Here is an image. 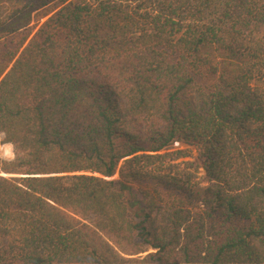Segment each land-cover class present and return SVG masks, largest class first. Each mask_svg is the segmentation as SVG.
<instances>
[{"label": "trees", "instance_id": "1", "mask_svg": "<svg viewBox=\"0 0 264 264\" xmlns=\"http://www.w3.org/2000/svg\"><path fill=\"white\" fill-rule=\"evenodd\" d=\"M0 133V264H264V0H0Z\"/></svg>", "mask_w": 264, "mask_h": 264}, {"label": "rangeland", "instance_id": "2", "mask_svg": "<svg viewBox=\"0 0 264 264\" xmlns=\"http://www.w3.org/2000/svg\"><path fill=\"white\" fill-rule=\"evenodd\" d=\"M45 19H43L41 22H43ZM39 24H36V22L31 23V31L32 34L37 30V28L39 27ZM206 54L212 55V51L207 49ZM223 67L225 68V70L230 71L231 70V66L227 65V62H225V64H223ZM11 149H12V153H13V147L11 144L8 143H4L3 142V135L0 133V162H6V161H11L14 158V153L13 156L11 158H7L9 156V154L11 153ZM9 151V152H8ZM0 175H3L0 172ZM4 176V175H3ZM199 180L200 182L204 181V173L203 170H200V174H199Z\"/></svg>", "mask_w": 264, "mask_h": 264}]
</instances>
